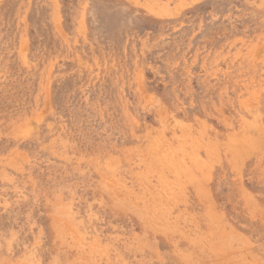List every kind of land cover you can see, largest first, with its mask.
<instances>
[{
    "label": "rangeland",
    "instance_id": "1",
    "mask_svg": "<svg viewBox=\"0 0 264 264\" xmlns=\"http://www.w3.org/2000/svg\"><path fill=\"white\" fill-rule=\"evenodd\" d=\"M0 264H264V0H0Z\"/></svg>",
    "mask_w": 264,
    "mask_h": 264
}]
</instances>
